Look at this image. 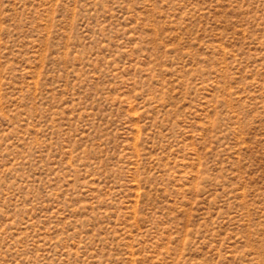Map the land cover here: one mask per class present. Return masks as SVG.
Here are the masks:
<instances>
[{
	"label": "rangeland",
	"instance_id": "rangeland-1",
	"mask_svg": "<svg viewBox=\"0 0 264 264\" xmlns=\"http://www.w3.org/2000/svg\"><path fill=\"white\" fill-rule=\"evenodd\" d=\"M0 264H264V0H0Z\"/></svg>",
	"mask_w": 264,
	"mask_h": 264
}]
</instances>
